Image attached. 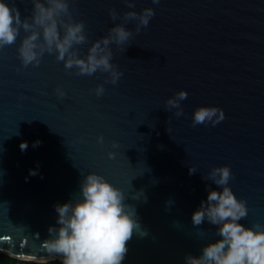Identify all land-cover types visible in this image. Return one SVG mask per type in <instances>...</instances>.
Instances as JSON below:
<instances>
[{"label":"water","instance_id":"1","mask_svg":"<svg viewBox=\"0 0 264 264\" xmlns=\"http://www.w3.org/2000/svg\"><path fill=\"white\" fill-rule=\"evenodd\" d=\"M12 2L21 17L29 15V0ZM134 3L133 10L151 7L154 15L139 32L129 21V45L111 46V62L123 73L115 85L104 82L106 73L65 69L54 54L20 67L22 31L0 48L1 253L60 262L44 247L55 225L53 205L70 200L88 172L120 188L135 210L139 231L126 241L122 264H184L186 254L197 256L218 239L215 225L190 218L206 184L219 190L201 179L212 167L228 165L233 173L228 186L247 209L239 223L264 225V0ZM73 7L88 37L81 55L114 23L109 8L129 10L123 0H74ZM98 83L105 89L100 97L90 91ZM57 86L64 97L55 95ZM179 90L187 96L177 117L164 101ZM209 105L224 119L193 125V109ZM189 167L196 170L191 175Z\"/></svg>","mask_w":264,"mask_h":264},{"label":"clouds","instance_id":"2","mask_svg":"<svg viewBox=\"0 0 264 264\" xmlns=\"http://www.w3.org/2000/svg\"><path fill=\"white\" fill-rule=\"evenodd\" d=\"M29 3V15L21 17L12 0H0V48L15 43L22 31L24 35L16 47L20 67L38 66L44 54H54L65 69H74L77 75L106 73L104 82L112 85L123 73L111 62V46L129 45L133 36V29L125 27L129 21L134 22V30L139 32L154 15L151 7L137 12L133 10L134 0H123L129 10L118 14L109 8V19L114 23L106 35L92 40L81 55L78 46L88 43V37L84 22L74 19L75 8L70 10L74 0H29ZM151 3L158 4L159 0H151ZM53 91L58 98L65 96L60 86ZM90 91L100 97L105 91L104 85L98 83ZM186 96L184 90L175 92L164 101V108L175 109L174 115L181 116L180 101ZM223 119V110L211 105L198 106L191 113L193 125L215 126ZM96 142L103 144V137L97 136ZM40 143L33 141L32 146ZM27 147V142H20L21 151ZM111 147L117 144L113 142ZM107 155L110 159L113 157L112 152ZM195 171L194 167L188 169L189 175ZM35 174L36 170L29 169V175ZM232 176L228 165L212 167L201 176L219 190L205 185L206 197L191 213V222L199 225L206 221L215 225L218 239L202 246L197 256L186 254L184 264H264V225L253 223L246 227L239 223L247 215V209L245 201L236 198L228 186ZM53 208L55 225L47 228L44 247L48 254L59 257L60 264H122L127 252L126 241L134 229L139 231L135 210L125 203L122 190L94 172L83 174L78 192L64 203H55Z\"/></svg>","mask_w":264,"mask_h":264},{"label":"rangeland","instance_id":"3","mask_svg":"<svg viewBox=\"0 0 264 264\" xmlns=\"http://www.w3.org/2000/svg\"><path fill=\"white\" fill-rule=\"evenodd\" d=\"M8 264H57L54 261H46V262H36V261H25L21 259H15L11 257V260L8 262Z\"/></svg>","mask_w":264,"mask_h":264},{"label":"trees","instance_id":"4","mask_svg":"<svg viewBox=\"0 0 264 264\" xmlns=\"http://www.w3.org/2000/svg\"><path fill=\"white\" fill-rule=\"evenodd\" d=\"M10 260H11V257L0 252V264H8ZM54 262H56L57 264H60V262H58L57 260H54Z\"/></svg>","mask_w":264,"mask_h":264},{"label":"bare ground","instance_id":"5","mask_svg":"<svg viewBox=\"0 0 264 264\" xmlns=\"http://www.w3.org/2000/svg\"><path fill=\"white\" fill-rule=\"evenodd\" d=\"M35 261H37V262H46L48 260H35Z\"/></svg>","mask_w":264,"mask_h":264}]
</instances>
